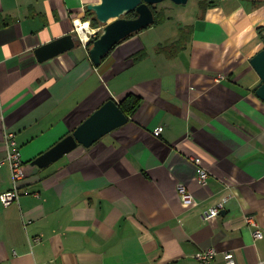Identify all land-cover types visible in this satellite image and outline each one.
Listing matches in <instances>:
<instances>
[{
	"label": "crops",
	"instance_id": "obj_1",
	"mask_svg": "<svg viewBox=\"0 0 264 264\" xmlns=\"http://www.w3.org/2000/svg\"><path fill=\"white\" fill-rule=\"evenodd\" d=\"M253 1L196 0L214 6L197 7L186 28L165 19L135 33L97 67L81 44L43 62L34 52L91 29L86 7L100 0H0V161L12 132L25 168L18 202L0 204V264H201L195 254L209 249V264L226 253L264 264V237L246 222L264 231V102L250 65L264 48V0ZM129 94L140 105L125 125L32 165ZM190 158L207 169L206 186ZM180 184L195 204H183ZM11 188L0 165V194Z\"/></svg>",
	"mask_w": 264,
	"mask_h": 264
},
{
	"label": "water",
	"instance_id": "obj_2",
	"mask_svg": "<svg viewBox=\"0 0 264 264\" xmlns=\"http://www.w3.org/2000/svg\"><path fill=\"white\" fill-rule=\"evenodd\" d=\"M164 1H170L179 6L187 5L189 2V0H100L96 5H88L87 11L93 13L102 26L98 36L89 42V57L92 63L99 67L102 60L119 42L151 26L154 23L151 6ZM131 13H134L136 17L127 18L126 16ZM262 36L264 43V31ZM77 44H81L80 36L75 31L74 34H67L40 46L34 53L37 59L43 62L71 51ZM250 65L260 78L255 94L264 102V48L250 59ZM127 121L128 118L122 113L118 103L112 99L108 100L84 120L72 134L37 157L32 165L43 168L58 161L79 145L89 148L105 135L125 125Z\"/></svg>",
	"mask_w": 264,
	"mask_h": 264
},
{
	"label": "built area",
	"instance_id": "obj_3",
	"mask_svg": "<svg viewBox=\"0 0 264 264\" xmlns=\"http://www.w3.org/2000/svg\"><path fill=\"white\" fill-rule=\"evenodd\" d=\"M102 26L99 27H91V29H87L84 33L82 31L81 26L78 28L75 27V31L79 33L80 36V43L82 46L86 47L89 46V42L98 36L101 32ZM163 131L162 127H159L154 130L153 135L159 136ZM3 143L5 147V157L3 160L0 161V165L6 164L12 181V188L0 194V204L3 207H8L12 203L18 202L19 200V184L24 179L25 176V168L24 163L21 157V153L19 147L17 145L16 135L12 132H5L3 136ZM192 164L196 167V180L201 186L207 185V179L209 173L206 168L201 165V161L199 158H190L189 159ZM177 191L180 196L181 201L185 205H192L195 204L194 197L192 194L187 190L186 186L180 184L177 186ZM223 209V204H217L208 211H206L202 215V219L204 221H211L216 218ZM247 224L253 225L256 227L252 233L254 239H262L264 237V231L257 226V224L251 219H247ZM37 240V239H36ZM217 252L214 249L200 251L195 254V259L199 261L201 264H209L211 260L216 256ZM226 264H236L235 258L233 254L226 253L224 256Z\"/></svg>",
	"mask_w": 264,
	"mask_h": 264
},
{
	"label": "trees",
	"instance_id": "obj_4",
	"mask_svg": "<svg viewBox=\"0 0 264 264\" xmlns=\"http://www.w3.org/2000/svg\"><path fill=\"white\" fill-rule=\"evenodd\" d=\"M253 2H255V0L253 1ZM256 5V4H255ZM207 6H214V4L213 3H205V2H202L201 4H200V7H201V9H204L205 7H207ZM157 6L155 5V6H151V9H152V11H153V14H154V23L151 25V26H156V25H158V24H160V23H162L163 21H164V18L162 17V13L161 12H158V11H156L157 10V8H156ZM88 12V11H87ZM159 14V15H158ZM88 16H90V17H92V19L90 20V25H91V27H99V23L97 22V20L95 19V16H94V14L93 13H91V12H88L87 13V15L85 16V19H89V18H87ZM127 18H135L136 17V15L134 14V13H131V14H129L128 16H126ZM151 26H149V27H151ZM148 27V28H149ZM259 31H260V35H261V38L263 39V36H262V32L264 31V26L263 27H261L260 29H259ZM135 34V33H134ZM134 34H131L130 36H128L127 38H129V37H131L132 35H134ZM126 39V38H125ZM124 39V40H125ZM180 43H178V44H176V45H174L173 47H171V48H167L166 50L168 51V52H170L171 53V56H174L175 54H176V52L178 51V49L180 48V45H179ZM88 48H90V45L88 46ZM108 57V55L102 60V63L105 61V59ZM102 63H101V65H102ZM100 65V66H101ZM139 105H140V98L139 97H137V96H134V95H132V94H129V95H127L119 104H118V106H119V108H120V110L122 111V113L127 117V118H129V117H131L134 113H135V111L137 110V108L139 107Z\"/></svg>",
	"mask_w": 264,
	"mask_h": 264
},
{
	"label": "rangeland",
	"instance_id": "obj_5",
	"mask_svg": "<svg viewBox=\"0 0 264 264\" xmlns=\"http://www.w3.org/2000/svg\"><path fill=\"white\" fill-rule=\"evenodd\" d=\"M198 1V0H197ZM196 0H189L187 5H175L170 1H164L157 4L156 8L158 12H161L162 17L170 20L172 24H177L181 28H186L185 23L194 22V17L197 16V10L200 5L195 4ZM159 15V14H158Z\"/></svg>",
	"mask_w": 264,
	"mask_h": 264
},
{
	"label": "bare ground",
	"instance_id": "obj_6",
	"mask_svg": "<svg viewBox=\"0 0 264 264\" xmlns=\"http://www.w3.org/2000/svg\"><path fill=\"white\" fill-rule=\"evenodd\" d=\"M81 28H82V31L84 32L83 29H88L89 28V24L88 22L84 23V24H81Z\"/></svg>",
	"mask_w": 264,
	"mask_h": 264
}]
</instances>
